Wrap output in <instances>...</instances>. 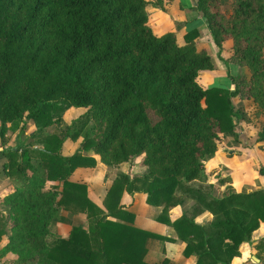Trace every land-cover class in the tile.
I'll use <instances>...</instances> for the list:
<instances>
[{
	"label": "trees",
	"instance_id": "obj_1",
	"mask_svg": "<svg viewBox=\"0 0 264 264\" xmlns=\"http://www.w3.org/2000/svg\"><path fill=\"white\" fill-rule=\"evenodd\" d=\"M172 1L0 0V159L14 185L1 201L7 214L0 212V240L8 235L9 242L0 261L13 254L9 264H149L148 240L178 239L195 264H233L252 242L264 222V188L237 193L225 177L217 194L206 163L222 138L241 144L238 127L247 115L236 98L250 101L257 143H264V123L257 122L264 119V0H194L233 90L200 85L201 73L215 65L198 50V31L186 34L184 46L173 32L155 33L148 7L165 11ZM227 40L233 55L224 60ZM233 66L250 76L234 74ZM70 109L84 112L55 134ZM32 125L40 134L8 147ZM98 159L112 181L104 209L86 185L70 181ZM137 159L142 175L119 170ZM258 172L264 177V166ZM135 193L163 209L156 220L176 239L134 226L122 198ZM177 207L183 213L173 220ZM65 213L85 214L88 228L58 237L51 227ZM206 213L212 219L199 223ZM257 247L263 250L264 240Z\"/></svg>",
	"mask_w": 264,
	"mask_h": 264
},
{
	"label": "crops",
	"instance_id": "obj_2",
	"mask_svg": "<svg viewBox=\"0 0 264 264\" xmlns=\"http://www.w3.org/2000/svg\"><path fill=\"white\" fill-rule=\"evenodd\" d=\"M223 1V0H222ZM223 4V3H222ZM148 13L151 16V25L158 36H162L166 33H175L177 43L180 46L186 44L185 36L191 31H198L199 37L196 40V45L199 51L205 50L213 59L215 70L203 71L199 78V83L204 89L213 87L234 89L231 81L228 78L226 72V66L219 58L220 50L214 43V40L207 28L206 20L202 14L196 9L194 0H173L171 3L166 5L165 11L148 7ZM233 41L227 40L223 44V50L221 52V58L229 60L233 55ZM238 70V68H236ZM248 75L247 71H244ZM236 98L234 100H237ZM235 105L242 107L248 118L253 121L243 126V134L240 136L242 145L247 147H253L255 145V153L249 154V152L240 151L237 149H231V151L220 146L218 152L214 157L209 160L208 169L213 171L216 182H210L221 187L223 190L226 189L227 185L231 187L237 193H250L258 191L264 188V177L259 175L258 169L260 166H264V152L259 149L264 143H257L258 130L255 125V120L252 118V112H249L246 104H250L248 100L239 99L234 101ZM249 112V113H248ZM244 123V122H243ZM253 124V125H252ZM241 125V124H240ZM253 135V132H255ZM246 140V141H244ZM230 144L236 143L232 142ZM259 148H258V147ZM230 148V147H228ZM236 148V147H235ZM130 169V170H129ZM121 172L132 174H143L146 168L142 166H135V163L131 166L124 164L119 169ZM107 167L100 162L98 159L97 166L92 169H78L72 176L73 181L78 179L87 181L88 184V196L97 204L99 207L104 209L103 203L108 193L109 188L112 185V181L107 179L106 186L103 184L104 178L106 177ZM230 177L232 183L225 186L217 185L220 178ZM211 178V177H210ZM8 181L9 178H6ZM11 181V180H10ZM54 183H48L47 186H51ZM7 186L8 189L0 191V199H4L8 194L13 193L14 187ZM130 197L129 194H125L123 197V204ZM135 200V201H134ZM128 211L135 214L134 226L152 233L160 234L163 236L174 237L176 234L174 230L165 224H162L156 220L157 216L161 212V208L150 206L147 204V195L143 193L135 194L130 204H126ZM3 208L4 205H2ZM178 209H182L178 207ZM0 212L7 214V209L0 210ZM181 213H175L176 215L171 219H177ZM63 220L56 221L52 227V232L61 238H69L73 226H83L84 229L88 228V221L85 214L76 216H69L65 213L62 216ZM212 219V215L205 214L198 219V222L205 223ZM261 240H264V222L261 223L260 228L253 234L252 242L245 244L242 248L241 256L233 261V264H264V249L260 251L258 244ZM9 242V236L6 235L0 240V250L3 249ZM184 244L180 240L176 242H163L154 239H150L147 242V254L145 261L149 264H162L165 259L168 260L169 264H195V258H185L183 255ZM16 259L13 254H8L6 257L1 259L0 264H9V261ZM257 259V261L255 260Z\"/></svg>",
	"mask_w": 264,
	"mask_h": 264
},
{
	"label": "rangeland",
	"instance_id": "obj_3",
	"mask_svg": "<svg viewBox=\"0 0 264 264\" xmlns=\"http://www.w3.org/2000/svg\"><path fill=\"white\" fill-rule=\"evenodd\" d=\"M232 70H233V72H234V74H238V72H237V69H236V66H233L232 67ZM239 70V73H243L242 75L243 76H245V77H249L250 76V74H249V71H248V69L247 68H245L244 69V71H247L248 73V75H246L244 72H242V69H238ZM243 89H246V88H244L243 87ZM239 99H237V100H234V101H238ZM237 105V104H236ZM246 106H247V109H248V111L249 112H252V113H254V109L252 108L253 106L251 105V104H246ZM236 107H238V108H241L240 107V105H238V106H236ZM242 109V108H241ZM84 112V110H77V109H70L68 112H66V114L64 115V121H63V123H62V125L60 126V127H58L57 129H55L54 130V133L55 134H59L60 133V131H62L70 122H72V121H74L75 119H77V118H79L80 116H81V114ZM248 112V113H249ZM259 121H261V122H259ZM244 122V123H243ZM243 122H241V125H239V127H238V130H239V133H240V136L243 134V132H244V130H243V126H245L247 123L249 124V122H253V121H251L249 118H248V115H247V118H246V120L245 121H243ZM257 122H259V123H264V119L263 118H260L259 120H257ZM253 125V124H252ZM257 127V126H256ZM38 131H37V128H36V126H34V125H32V126H29V127H27L26 128V130H25V135L23 136V135H21L19 132L18 133H16L15 135H13V136H11L10 138H9V143H8V147H15L16 145H18V144H23V143H26V141H27V138L30 136V135H32V134H36ZM53 132V131H52ZM255 133H256V131L255 132H253V135L251 136V137H253L254 135H255ZM37 134H40V133H37ZM244 141H246V140H244ZM232 142H234L233 141V139L232 138H227V137H224V138H222V140H221V143H220V146H222V148H226L227 150H229V151H231V149H236L235 151H237V149H239L240 151H247V152H249V154H254L255 153V150H256V148H255V145H253V147H247V148H245V146H243L242 145V142H241V144H238V143H236L237 145L235 146V144H230V143H232ZM79 146H80V141H78L77 143H75V144H71L69 147H66L65 149V152H66V154H72V153H74L78 148H79ZM228 147H230V148H228ZM236 147V148H235ZM258 147V146H257ZM259 148V147H258ZM2 149H3V146H2V143H1V140H0V152L2 151ZM259 149H261L263 152H264V145L263 146H260V148ZM211 160V159H210ZM140 162H141V159H137L136 161H135V166H140ZM207 164V166L209 165V161L206 163ZM4 165H5V159H0V191H4L5 189H8L7 188V186H10L9 187V189L11 188V187H14V185H13V182L12 181H8L6 178H7V176H6V174H5V169H4ZM130 170V169H129ZM123 173H125V172H123ZM125 174H127V173H125ZM81 175V174H80ZM80 175L78 176V177H80ZM128 175H130V176H132V177H134V176H136V175H142V174H132L131 173V171L128 173ZM78 177H77V180L76 181H73L72 179L70 180L71 182H73V183H76V184H83V185H86L87 187H88V184H87V181H85L84 179L83 180H79L78 179ZM211 178H210V180H211V182H216V179L214 178V175H211L210 176ZM105 180H107V178L105 177L104 178V182H103V184L106 186V182L107 181H105ZM51 186H46V189H49ZM222 188L221 187H217V191H218V193L217 194H219L220 192H222ZM135 194H139V193H135ZM135 194H133V195H131V194H129L130 195V197H128L129 199L128 200H126V202H125V205L126 204H130L131 203V200H132V198L135 196ZM144 194V193H143ZM2 200L0 199V210H5L6 208H3L2 207V202H1ZM123 198H122V203H123ZM135 201V200H134ZM103 206H104V204H103ZM126 208H128V207H126ZM162 208H161V212H160V214H162ZM183 211V209H178V207L177 208H175V209H173L172 211H170V213H169V216H170V218L172 217H174L177 213L179 214V213H181ZM176 213V214H175ZM68 214V213H67ZM134 214V213H133ZM160 214L158 215V216H160ZM177 214V215H178ZM80 215V214H79ZM135 215V214H134ZM157 216V217H158ZM201 223H203V222H201Z\"/></svg>",
	"mask_w": 264,
	"mask_h": 264
},
{
	"label": "water",
	"instance_id": "obj_4",
	"mask_svg": "<svg viewBox=\"0 0 264 264\" xmlns=\"http://www.w3.org/2000/svg\"><path fill=\"white\" fill-rule=\"evenodd\" d=\"M257 261V259H255Z\"/></svg>",
	"mask_w": 264,
	"mask_h": 264
}]
</instances>
